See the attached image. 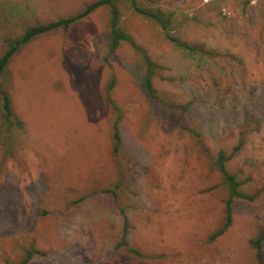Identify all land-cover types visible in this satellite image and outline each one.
Segmentation results:
<instances>
[{
  "label": "rangeland",
  "instance_id": "rangeland-1",
  "mask_svg": "<svg viewBox=\"0 0 264 264\" xmlns=\"http://www.w3.org/2000/svg\"><path fill=\"white\" fill-rule=\"evenodd\" d=\"M93 1L0 0V56ZM138 2L166 25L121 0L133 42L112 49L102 5L23 44L0 77L22 122L0 106V264L264 263V0ZM221 152L254 199L210 240Z\"/></svg>",
  "mask_w": 264,
  "mask_h": 264
},
{
  "label": "trees",
  "instance_id": "trees-1",
  "mask_svg": "<svg viewBox=\"0 0 264 264\" xmlns=\"http://www.w3.org/2000/svg\"><path fill=\"white\" fill-rule=\"evenodd\" d=\"M121 0H96L93 1L92 3H90L86 9L79 13L78 15L75 16H71L69 18H61L57 21H53L50 22L48 24H39L36 26H32L27 28V30L25 31V34H23L21 37H19L18 39L10 42L9 44V48L7 49V51L0 56V77L2 76V74L4 73L11 57L14 55V53L19 50V48L25 44L28 43L31 39H33L36 35L44 33L46 31L52 30L56 27L65 25L68 26L71 22L75 21L78 18H81L87 14H89L90 12H92L93 10H95L97 7H100L102 5H109L111 6V17L109 20V25L111 27V32H110V47L112 49H116L121 40H127V41H132V37L130 35H128L127 33H125L119 26V20H120V12H119V8H118V3ZM128 3H130L131 7L140 14L143 15H147V16H151L154 19L158 20L162 25H166V22L164 21L163 15L161 12L159 11H154V10H148L146 8H143L138 0H125ZM170 40L174 41V42H179L181 45L182 42L177 39L174 38L173 36H170ZM146 61H147V74L144 78V82H145V86L147 88V91L150 94H154V87L152 84V75H153V70H154V62L149 58L148 55H146ZM0 106H1V114L2 117L5 121V123L8 124V126L10 127L11 125H16L21 127L22 126V122L20 121V119L15 115L14 111H13V107H12V101L10 98L9 93L7 92V90L5 89H1L0 90ZM118 140L119 137L117 136ZM231 157V155L226 156L223 152H221L219 154L218 160H217V164L219 166L220 171L223 174L224 177V182L228 184L229 186V198L226 201V209H225V220L223 225L211 236L210 240H214L217 237H219L220 235L224 234L228 228L231 226L232 224V204L233 201L237 198L240 199H254V195H249L246 194L244 192H241L239 190V186H240V182L236 179L235 175L231 174L228 172V170L225 167V162L226 160H228ZM127 229V225H125V231ZM263 235H260L258 237L257 240L253 241V245L254 247L257 249V257L261 258V253H260V241L262 239ZM126 240L124 239L122 244H126ZM121 244V245H122ZM27 262V260H26ZM264 264V263H262Z\"/></svg>",
  "mask_w": 264,
  "mask_h": 264
}]
</instances>
